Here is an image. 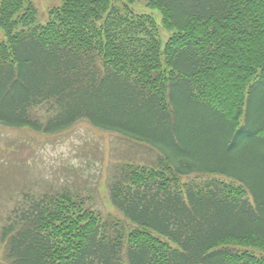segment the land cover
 Listing matches in <instances>:
<instances>
[{
	"label": "trees",
	"instance_id": "trees-1",
	"mask_svg": "<svg viewBox=\"0 0 264 264\" xmlns=\"http://www.w3.org/2000/svg\"><path fill=\"white\" fill-rule=\"evenodd\" d=\"M147 2L165 43L151 15L116 0H61L44 23L33 0L0 1V126L50 135L87 121L163 153L116 169L112 220L71 190H0L8 264H264V0ZM179 84L225 119L221 159L196 158L174 129ZM255 92L261 125L241 139ZM193 173L227 180L184 182Z\"/></svg>",
	"mask_w": 264,
	"mask_h": 264
},
{
	"label": "rangeland",
	"instance_id": "rangeland-1",
	"mask_svg": "<svg viewBox=\"0 0 264 264\" xmlns=\"http://www.w3.org/2000/svg\"><path fill=\"white\" fill-rule=\"evenodd\" d=\"M33 1L39 8L40 20L43 22L48 20L49 7L60 3V0ZM116 2L119 8L128 5L135 14L150 13L164 28L161 11L150 8L147 0ZM161 30L163 40L171 36L169 31ZM4 33L0 27V41L5 38ZM180 85L174 91L177 100L174 129H179L181 137L189 145L191 141V147L198 151L196 158L197 155L204 157L207 153L210 155L217 152L221 159L222 136L228 130L225 119L214 109L202 107L187 98L180 92ZM253 97L251 110V99L248 100L241 139H246L250 130L261 125L259 119L262 120L263 102L259 92H255ZM199 129H207L208 133H200ZM162 145L167 146V143L164 141ZM150 147L154 146L135 138L96 129L87 121H80L67 131L50 135L28 128L0 126V190L4 194L12 193V201L24 191L39 195L44 191L71 190L86 198L88 207L112 220L119 215L110 203L106 183L125 162L139 165L155 162L159 153ZM243 147L241 145L238 150ZM213 178L227 180L223 176L204 173L192 174L186 180L206 181ZM4 256L3 247L0 246V264H8Z\"/></svg>",
	"mask_w": 264,
	"mask_h": 264
}]
</instances>
